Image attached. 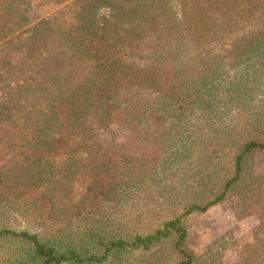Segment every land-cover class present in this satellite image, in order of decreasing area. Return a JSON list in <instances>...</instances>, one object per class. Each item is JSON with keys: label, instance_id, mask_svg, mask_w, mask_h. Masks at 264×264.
<instances>
[{"label": "trees", "instance_id": "1", "mask_svg": "<svg viewBox=\"0 0 264 264\" xmlns=\"http://www.w3.org/2000/svg\"><path fill=\"white\" fill-rule=\"evenodd\" d=\"M53 1L0 0V264H200L186 218L229 191L264 264V0Z\"/></svg>", "mask_w": 264, "mask_h": 264}, {"label": "rangeland", "instance_id": "2", "mask_svg": "<svg viewBox=\"0 0 264 264\" xmlns=\"http://www.w3.org/2000/svg\"><path fill=\"white\" fill-rule=\"evenodd\" d=\"M32 2L30 18L33 22L43 17L54 16L61 9L53 0ZM110 121L109 129L117 136L121 134V138L119 136L118 139L123 140L122 136L127 134L123 119L113 112ZM1 150L0 167L16 160L17 154L9 145L2 144ZM73 162L77 170L75 175L67 179V183L71 185L75 200H79L88 184L92 158L81 155L79 160ZM56 163L62 164L63 160ZM251 164L256 173L264 174V154L256 155ZM235 199V195L229 191L223 201L206 212L193 213L186 218L188 245L196 256H202L200 264H251L247 261L249 245L260 239L262 232L255 216H238Z\"/></svg>", "mask_w": 264, "mask_h": 264}]
</instances>
